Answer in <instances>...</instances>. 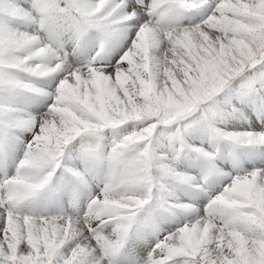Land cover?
Returning <instances> with one entry per match:
<instances>
[{
    "label": "snow or ice",
    "instance_id": "obj_1",
    "mask_svg": "<svg viewBox=\"0 0 264 264\" xmlns=\"http://www.w3.org/2000/svg\"><path fill=\"white\" fill-rule=\"evenodd\" d=\"M0 264H264V0H0Z\"/></svg>",
    "mask_w": 264,
    "mask_h": 264
}]
</instances>
